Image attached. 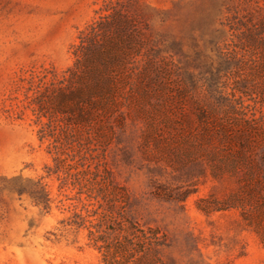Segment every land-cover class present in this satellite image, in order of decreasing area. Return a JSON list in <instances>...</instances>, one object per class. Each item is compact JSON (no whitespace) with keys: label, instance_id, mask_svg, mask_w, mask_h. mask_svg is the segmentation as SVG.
Segmentation results:
<instances>
[{"label":"rangeland","instance_id":"obj_1","mask_svg":"<svg viewBox=\"0 0 264 264\" xmlns=\"http://www.w3.org/2000/svg\"><path fill=\"white\" fill-rule=\"evenodd\" d=\"M258 1L0 0V264H106L88 228L101 159L130 215L168 236L166 264H264V200L248 206L251 226L238 209L204 210L241 186L200 150L196 108L239 87L264 127L263 63L229 54ZM82 37L114 72L133 71L134 89L115 82L116 106L62 97Z\"/></svg>","mask_w":264,"mask_h":264},{"label":"trees","instance_id":"obj_2","mask_svg":"<svg viewBox=\"0 0 264 264\" xmlns=\"http://www.w3.org/2000/svg\"><path fill=\"white\" fill-rule=\"evenodd\" d=\"M256 3L257 9L247 21L231 27L235 49L229 54L237 56L242 52V58L247 54L258 55L264 68V0ZM103 27L95 23L90 34L96 36ZM99 48L96 41L81 38V43L74 48L75 64L68 71L69 88L62 93V97L88 100L103 107L116 106L119 90L115 89V82L121 75L125 79L124 88L130 84L134 89L133 71L127 77L123 67L121 73L114 72L112 57L92 51ZM131 60L129 57L122 58L124 65ZM139 76L141 80L142 74ZM233 91L227 97L222 89L216 87L215 101L210 106L196 107L199 109L198 120L205 131L199 133L197 139L200 150L203 148L201 151L208 155L220 156V174H231L241 186L229 195L223 207L212 204L206 205L204 210L211 213L238 209L244 221L251 226L248 206L261 205L264 200L263 118L256 115L253 106L237 97L239 93L244 94L239 87ZM251 95L248 92V96ZM170 104L172 107L173 102ZM183 111L184 120L188 121L186 110ZM105 160H99L94 171L90 172L94 188H89L88 192L98 204L93 211L96 220L88 227L92 245L102 254L106 264H166L162 252L170 246L168 236L157 227L141 225L130 215L128 190L116 181ZM214 169L217 172L218 167L214 166ZM189 194L186 193L183 198ZM254 231L264 243V229L256 227Z\"/></svg>","mask_w":264,"mask_h":264}]
</instances>
